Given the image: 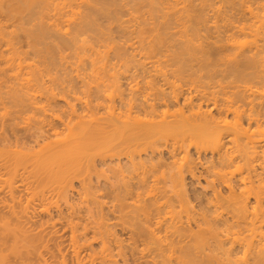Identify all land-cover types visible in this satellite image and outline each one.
Wrapping results in <instances>:
<instances>
[{
  "label": "bare ground",
  "instance_id": "6f19581e",
  "mask_svg": "<svg viewBox=\"0 0 264 264\" xmlns=\"http://www.w3.org/2000/svg\"><path fill=\"white\" fill-rule=\"evenodd\" d=\"M226 3H228V5ZM193 5H195L193 0H0V16H5L4 21L0 19V41L2 38V42H5V46L7 47H5L6 50H4L7 52L9 50V53H7L9 56L7 57V55H5V57H7L6 59L4 57V59L2 57L0 59L4 60L5 65L2 63L3 60H1V63L5 69H8L9 66H13L10 67L12 71L14 65H16L15 67H17V70H15V73L12 71V75L16 80L17 77L19 79V76H21L22 72L19 73L21 69L27 67L32 68L34 65L25 62L27 60H23L25 58H21V55L19 56L22 51L17 48V46L19 47V45H17L19 41L16 40L17 43L15 44V41L13 42V39L11 40L12 37L16 38L19 36H22V38L24 36V38L27 39L26 45H28L27 48H30L29 50L33 49L34 51H40L41 49L44 51L45 49L42 48L51 49V47H53V50H56L55 47L58 48L60 46H66L65 48L67 49L69 47H74L75 51L79 50V54L82 55V58H80L81 55L79 56L77 53V56H79L78 60L81 63L82 61L80 59H85L87 54V59H91L92 56H89V52L93 53L91 51L94 49L96 50L98 47V51L96 50L97 52L94 51L92 54L95 55L94 59L92 58L95 61L91 62V60H89L91 64L96 63V59L98 58L95 59V57L100 54L101 49H99V47L101 46L100 48H103V54L101 53L102 55L100 54V56H97L100 59L97 63L103 64L104 68L109 67L105 70L106 75L103 72L104 74L100 77L102 78L104 75L107 76H104L105 79L102 78L104 82L101 80L103 85L100 87L101 84H98V81L97 85H94V88L95 86L98 87L94 90H92L93 87H91L92 89L87 87L90 92L88 94L85 93L86 96L82 95L79 97L78 92L75 91L76 88L73 89L78 96L73 92V89L72 92L74 96H70L71 93L68 95L69 92L66 93V90L68 89L67 91H70V87H73V84L72 86L68 85L69 88L66 89L67 85L66 87L64 85V88L63 84H59L57 81L60 87L62 85L63 89H66L65 92H63L64 90L62 91V88L60 89L63 93L58 91L59 95H61L60 98L64 100L59 98L57 91H54L57 89L53 86L56 82H52L54 79H51V76L49 79L52 80V88L55 87L56 89H48L51 87L50 83V85L47 84L49 87L45 84L46 87L42 90L40 86L46 82H41L43 74L37 75L38 77L35 75V83H38L39 78V82H41L38 83L40 87V90H38L39 92L36 90L38 84H35L37 86L34 89V93L37 92L35 93L36 95L34 93L29 94L25 100H23L25 97H23V99L18 98L20 100L17 101V99L16 102H19L17 104L21 105V108L19 106V108L15 107V111L16 108L21 109L17 111H20L18 113L22 114L23 111L27 112L30 108L37 109V107L43 106V108L39 109L44 110V114L47 115L48 113V115H50L55 112L57 113V110L55 111L53 108H50L51 101L54 102L56 97L58 100L66 102V105L68 104L69 107L67 108L70 110H63V113L66 112L64 114H60L62 112H58L59 114H52L49 116L50 118L45 117L43 114L44 117H42V119L40 117L39 121L35 120V122L31 123V127L26 128L25 131H23L24 127L30 125H23L22 132L20 128L21 125L17 126L18 129H16L15 125H17V121H15L14 117L16 118L19 114L16 113L17 111H13L14 114H17L16 116L13 115L14 117L12 116L13 119L10 117V120H7V118L6 120H1L0 142L3 143V146H7L12 140H14L16 145L22 147L23 145L25 146L24 143L36 147L39 145L38 148L41 147V150L40 148L39 150L38 148L35 149L34 146H31L32 148L29 147V150L35 149L37 150L36 152L39 153L46 145L41 146V143H44L48 138L51 139V135L57 138L64 133L61 135L62 137L64 136V139L65 136L72 138L74 135L76 137L79 135L78 138L74 136V139L72 138L74 141L72 142H70L72 139L68 140L69 144H66L67 146L63 145L65 142L68 143L65 141L66 139H60L65 141L63 144L61 143L62 146L58 141L59 145H57L60 148L58 146L56 147L55 144L57 142L54 143L55 140L59 139H55L53 136L55 140L51 139L53 142L51 140L47 142L50 146L51 141L53 143H51V147L54 145L55 147L53 148L55 149H53L54 151L50 150V147L46 145L49 149L48 152L44 149V151H46H43L44 155L47 153L43 156L44 159L46 157L49 161V159L52 160L51 158L54 156L53 162H55L56 158V161L65 162V160L68 159H65L66 156L69 157L72 153L74 154L75 147L77 148L79 145L86 144L90 145L91 148L93 146L94 150L96 149V157H99L98 159L103 162V165H107L108 170L110 167L109 165H112V169L110 168L111 172L109 173L114 174V176L110 174L108 177H116V179L121 178L123 180L122 183L120 181L121 179L118 180L120 185L127 182L124 178L128 174L130 179L132 177V180H134V175H140L139 178L137 176L135 177V180H138L136 183H134V181L131 183L132 180H128L130 184L126 185L128 182L124 184V187L126 186L125 188H121L122 186L120 187V185L117 184V188L113 189L115 186H111L110 183L112 182L107 180L105 184L110 182V186L107 185V187L104 188L108 189V187H111L113 193L107 190V194L110 193L109 196L111 197L106 195V191L104 194H102V191L101 194L109 198H112V195L114 196L113 199L117 202L114 203L113 199H106V197L104 201H111L110 204L106 202V205L108 204L109 206L112 204L114 209L118 208L117 211L119 210V212L117 214L120 213V218L124 215L126 217L131 213L135 215L131 214V216H127L129 219L132 218V220H136L131 222L128 219L131 225L129 227H133V229L129 227V229H127L129 231L134 230L133 232L135 235L137 234L134 236V238L136 237L133 240L134 242L136 239L144 241L141 243L142 245H146L143 251L147 250V253H150L148 254L152 257L153 264H199L201 261H206L207 264H222L223 262L221 261H225L227 264H236L234 263V261L237 260L233 257V255L235 256L234 252L241 250L235 249L237 245L243 248V257H245L246 254L250 256L247 259L245 257L244 259L246 260H242L244 262L240 261L239 258L238 262L241 263L237 262L238 264H264V99H262L264 95V88H262L264 87V82L260 84L264 80V0H257L255 7L251 4H245V1L242 0H223V3L221 2L217 7V12L214 10V12L219 15L216 14L217 26V17L221 16L219 18L221 24L219 23L220 25L218 27L222 30L218 35L213 36V40L208 42L207 45L204 44L202 36L194 32L196 31L194 29L195 26L192 27L194 24L196 25V23H198L197 16H199L198 13L193 12ZM190 7H192V13L197 14H194L196 19L191 17L197 21L196 23H192V25L190 23L193 20L191 21L190 17L186 16L188 15L187 11L190 10ZM195 11L198 12L196 9ZM193 14L190 15L193 16ZM187 17H189L188 21L190 22L188 24L183 22ZM99 18L100 20L102 18L106 19L109 21V24L104 26L103 24H107L108 22L99 23ZM8 23L11 28H8ZM112 25L123 33L122 36L125 38L123 43H116L114 41L115 38L113 39L111 37V32L114 29ZM6 35H10L8 36L9 38L6 37ZM248 37L252 39L249 41ZM4 38H8L9 40L5 39L4 41ZM98 42H101V45H99L100 43ZM96 45L99 46L96 47ZM21 47H23L22 44ZM18 50H20L19 54H17ZM81 52H85L86 55L84 56L83 54L85 53ZM111 52L112 55L114 54L117 58V60L115 58L113 59L116 60L115 62L117 63L110 60ZM41 58L44 59V56ZM45 58L47 59V56ZM87 59L85 60L88 61ZM112 64L116 65L117 71L120 70H118V67L123 69L118 73L123 76L124 79L127 75L130 77L129 72L131 71L134 73L133 76L136 75L135 72L137 70L139 74H142L139 76L146 80L139 81L138 83L135 82L136 84L133 83L136 86L131 84L130 94L132 93V95H128L126 92L127 94L125 96V90L122 89L123 84L120 82L122 78L120 75L118 76L117 71H112L115 70V66ZM195 64H200L202 69L207 65V70L210 68L209 65H212V67L208 72H206V70L205 72L201 70L199 74H201V72H203V74L206 73L205 77H201V75H203L201 74L200 77L198 76L199 78H197L196 76L199 74L195 76V72L200 69L196 70ZM113 67L114 69H112ZM169 67H173L174 69H169ZM132 68L133 70H131ZM37 73H39V71ZM12 75H10V77L13 78ZM33 75L23 79L29 82L31 79L34 80L31 78ZM172 75H174V77ZM139 76L134 77L140 78ZM54 77L56 79V76H52V78ZM134 77L132 80L133 82L137 79L134 80ZM156 77H161V79L163 77V79H159L158 81L161 80V82H158L155 80L157 79ZM121 81L123 82V80ZM140 82H142L143 85H139ZM74 87L78 86L75 84ZM166 87H168V90ZM30 95H32V97ZM68 96L77 100V103L80 105L78 107L81 111L77 109L78 107L75 103H69ZM0 97L1 101L3 97L2 95ZM40 97L41 99L45 98L43 101H46L48 106H50V110H54V112L52 111L49 114V112L46 111L45 113L44 107H46L47 104L44 103ZM22 100L23 102L20 104ZM38 100H41L45 105L41 103V101L38 102ZM38 103L42 105H38ZM69 104H74V106H69ZM100 111H102V113H100ZM98 113L100 115L97 116ZM18 117L20 119L22 116ZM59 129H61V131ZM80 137H82V139ZM81 140H85V142L83 141L84 143H82ZM88 140L89 143H92L89 144ZM73 142H75V145L72 148L71 145L74 144ZM2 143L0 144L2 145ZM10 145L8 146H14ZM8 146L7 148H9ZM192 146H195L193 147L195 151L197 150L200 152L198 155H200L203 150H210L211 155L210 158L208 157L204 160L205 165H203V169L205 171V176L203 178H205V185H201L202 189H199L201 191L198 193H195L196 190H193L195 194L192 193L193 195H189V190H187L185 186L186 175L190 174L192 176L191 178H194L196 182L199 180L200 176H203V173L197 176V172H195L197 169L195 163L197 161H194L191 159L192 157L189 158L188 156L192 155L188 152ZM67 147L74 150L68 149L70 150L68 152V150L64 149H67ZM93 148L91 151H93ZM62 150L63 152L61 155L60 151ZM163 152L168 153L173 159V161L168 160L169 162L171 161L169 164H179L178 167L174 165V167H176V170H173L174 172H171V169L167 171L160 170L158 172H161L160 175L163 173L160 178L166 176L164 179L167 180V185L161 183L166 182L162 181L164 179L159 180L158 177V179H155L156 177L154 174H151L154 172L153 170H155V173L157 171L153 169L154 162H152V159L156 155H162ZM181 153H183V155L179 157L181 158V162H177V160H179L177 157ZM49 155L51 156L50 158L48 157ZM92 155L94 154L92 153ZM60 157L62 158L61 160ZM157 158L155 157V159ZM10 160L0 165V177L1 173H3L2 171H6L9 166L11 167L10 162L12 160ZM147 160L149 161L147 162ZM158 160H163V158ZM164 161L165 160L160 162H162L161 164L165 163L164 168L166 169L167 162ZM93 162L90 164L92 165ZM145 162L149 164H145ZM199 162H201V160ZM13 163L16 166L17 162H12V165ZM150 164H152V167H148ZM89 165H87L88 169H86L88 172L86 170L84 171L88 173V175H90V167L91 169L93 167V165ZM156 167L158 166H155V168ZM116 168L117 170H115ZM95 169L96 167L94 170ZM140 169H142V171ZM13 170L15 169L13 168ZM198 172L200 173V171ZM146 175H150L152 178L155 177L152 179L155 180L153 184L155 188L153 187L152 191L157 188L155 183L158 184L159 182L162 184V186L158 184L159 190L156 189L157 192L154 191L156 192L154 193L155 195L152 192V194L149 193L151 190L150 187L153 186L151 185L153 181L151 184H149L150 182L147 183ZM83 178H81V183ZM108 179H110V177ZM89 180L90 184H92L90 177ZM124 180L126 182H124ZM157 180L159 181L156 182ZM118 181L115 183H118ZM83 183L87 184V181H83ZM83 183L81 186L83 190H85ZM201 183L198 182V184H196L198 186ZM147 184L150 185V187H148L150 190H148ZM60 185H58L61 187H58V194L56 192L54 193V196L56 194L55 198H59L57 202L55 199V204L57 206H62L57 204L60 201L64 204V208L67 209L66 206H68V208L70 207L71 209V200H73L70 196L72 193L69 192L70 190L72 191L71 186H68V183L65 181L62 183L63 186ZM88 185L89 183L85 186L87 187ZM94 187L95 186L92 188ZM144 189L148 190V194L150 195L145 199L144 197L147 196V193H144L147 191ZM196 189L198 191V188ZM97 190L98 189H94L93 191L92 189L91 192L89 190L88 193L90 196L85 195V198H87V196L94 198L95 194H92V192ZM143 191L145 192L143 193ZM134 193L136 194L135 197ZM11 195L10 197H12L11 201L13 203L16 199H14V193ZM130 195L133 196L132 198H135L133 203L129 201L130 199L128 196ZM152 196L154 197V200H152L154 202H150L155 204V206L153 205V210L147 208L149 207V202L146 205H144L145 203L142 204V201L144 202V200H148V198ZM191 197L199 203V208L202 207L199 212L195 210L196 207H193L195 205H192V201L194 200H191ZM85 198L83 199L82 197L84 201L86 200ZM126 198L128 200H126ZM158 198H161V201H159ZM96 199H94L95 202ZM99 199L97 206L101 207L100 203H103V200H101V198ZM151 199L153 198L149 200ZM252 199L253 201H251ZM90 200L93 201V199ZM125 200L129 201V204H131L129 205ZM18 201L19 199L17 202ZM78 201L80 202L81 200ZM87 201L88 200H86V203ZM95 202H90V205H87L91 207ZM73 203L75 204L76 202ZM136 203H139V206H137ZM19 204L20 202H18V207H20ZM81 204L79 203L78 206ZM94 204L91 208L86 206L88 216L89 213L92 214L91 212H96L94 207L96 208L97 206L96 204L94 206ZM132 204H134V208L140 207L142 204L140 208L143 209H141V212L138 211L139 208H137V210H134V208L133 210H127L128 206L131 208ZM13 205L16 206V204ZM12 207L11 204H8V207H6L7 210L10 208L8 210V213L10 211L9 215H1L0 212V264H10L9 260L13 258V262H15V258L20 260L16 261L17 264H28L33 256L42 259L44 256L40 253L42 249H38L39 245L41 244L40 248H44L48 243H45L46 245L44 244L42 247L43 242H41V239L44 238L40 237V233H38L40 235H38V238L40 237V239L37 238V233L35 234V232L38 230L35 231L30 227L31 230L28 231L29 228L27 229V224H24L25 221L29 219L28 215L25 221L22 220L23 218L19 219L20 221L22 220L23 223L18 222V219L16 222H12L11 219H14L13 217H16L17 214V209L15 211ZM103 207H101V209ZM22 208H26L25 211H28L27 204L25 208ZM79 208L85 209V207L82 206ZM79 208L76 209L84 211ZM109 208L110 207H108V209ZM111 208L109 211H114L111 210ZM70 209V218H64L65 221L69 219L67 220V224H69L67 226L73 229L71 237L74 241V246L72 247L74 248V252L79 255L80 253L78 252H81L85 244L88 246L92 238L94 241L98 240L100 242V248L99 250L96 248L98 251H95L96 249L94 248V252L89 251V264H120V262L118 263L120 258L117 260V256L122 255L123 252L124 255L127 256L125 254L127 250L122 251L123 247H125L122 245L124 242L119 241H124V239L115 237L116 235L113 229L111 227L109 229L110 223H108V221L105 222L107 217L104 219L106 213L104 212L105 216L103 217V212L98 208L101 211V213L99 212V216L102 215L99 218L97 217V222L94 219L95 222L91 223L90 219H86L87 221L89 220V223L85 222L88 223L85 224L80 222L81 216H77L78 210L76 213L74 208L71 209L72 211H70ZM21 210L17 212L20 213ZM61 210L62 209L59 211ZM44 211H48V208H45ZM103 211L106 210L104 209ZM24 212L21 213L24 214ZM85 212L86 211L82 213ZM135 212H137L136 214H142L144 217L137 216ZM62 213L63 211H61L60 214ZM29 214H31L32 217L34 216L32 212ZM57 214L63 216L59 213ZM18 215L20 218V214ZM93 215L89 218L97 216L95 215L93 217ZM21 216L23 217V215ZM88 216L86 215L87 218ZM115 216L117 218V215ZM67 217H69V215ZM118 219L119 217L117 220ZM125 219L126 218H122L121 222L120 219L118 221L122 223V220L124 222ZM152 219H154L155 222L152 223ZM29 220L27 221L29 222ZM90 223L92 225L96 223V226H92ZM115 223L117 224V222ZM120 223H118L117 226H120ZM52 224H54V222H52ZM89 224L91 226H89ZM123 224H125V222ZM192 224L195 226H192ZM29 225L31 226V224ZM204 225L206 227H204ZM122 227L125 228L124 225ZM88 229L94 230H91L87 234V231H89ZM41 232H43V230ZM133 232H131V234ZM90 233L93 234L89 239L88 235ZM134 233L129 236L130 241ZM36 238L39 240V245H36ZM139 241L140 240H138V243ZM92 242L89 243V245L93 244ZM130 243L128 247L138 248L134 247L136 244H132V246ZM141 244L140 247L142 249L144 247H142ZM228 244L230 245L226 247ZM112 245L117 246L116 248L113 247L116 249L115 251L112 250ZM133 248L131 249L134 250ZM141 249H138L136 252L139 253L142 251ZM57 251H60V249ZM130 251L129 249V252ZM142 253L140 252L141 255ZM145 253L146 252L143 254ZM60 254L62 255V252H60ZM83 255L81 256L83 257ZM146 256L149 258L148 255ZM146 256L144 255V258ZM140 257L141 259L143 258V256ZM26 258H28V262ZM146 259L143 263L149 261ZM46 260L42 259L41 264H47ZM32 261H30L29 264H32ZM44 261L45 263H43ZM63 261L62 263L65 264L66 260ZM76 262H78V260ZM206 262H204V264ZM146 264H148V262Z\"/></svg>",
  "mask_w": 264,
  "mask_h": 264
},
{
  "label": "rangeland",
  "instance_id": "374dc122",
  "mask_svg": "<svg viewBox=\"0 0 264 264\" xmlns=\"http://www.w3.org/2000/svg\"><path fill=\"white\" fill-rule=\"evenodd\" d=\"M194 1V4L195 5H193V12H196V13H198V15L200 16V18H199V16H197V21H198V23H196L197 21L195 20L196 18L194 17V14H196V13H192V7H190V10H188L187 11V14L188 15H186V16H189L190 17V20L192 21L191 23L188 21L189 19V17H187L183 22H185L186 24H188V23H190L191 25H192V23H196V25L194 24L192 27H194V29L196 30V31H194L196 34H199V35H201L202 36V38H203V42H204V44L205 45H207L208 44V42H210V41H212L213 40V36H215V35H218V33L222 30L220 27H218L220 24H221V21L219 22V18L221 17H217L218 18V26H217V24H216V16L218 15L217 13H215L214 12V10H216V12H217V7L220 5V3L222 2L223 3V0H193ZM236 1H238V0H236ZM242 1H245V4H251L253 7H255V5L257 4V0H254V2H253V0H242ZM227 5H228V3H226ZM195 9L196 10H198V12L197 11H195ZM191 12V13H190ZM192 15L193 14V16H191L190 14ZM217 14V15H216ZM1 15V14H0ZM197 15V14H196ZM3 16V15H2ZM0 16V19L2 20V21H4V19H5V16ZM219 16V15H218ZM191 17H194L195 19H193V18H191ZM97 18H98V16H97ZM125 18V17H124ZM0 20V21H1ZM99 20V23L100 22H102V23H107V24H103L104 26L105 25H108L109 24V21H107L106 19H101L100 20V18L98 19ZM195 20V21H194ZM188 21V22H187ZM11 23V22H10ZM101 23V24H102ZM220 23V24H219ZM12 25V24H11ZM175 25V24H174ZM113 26V31L111 32L112 34H111V37L114 39L115 38V42L116 43H123V40L125 39L122 35H123V33L119 30V29H116L115 27H114V25H112ZM10 26H9V23H8V28H9ZM11 28V27H10ZM193 29V30H194ZM113 35V36H112ZM8 36H10V35H6V37H8ZM9 38V37H8ZM8 38H4V41H5V39H7V40H9ZM22 38V36H19V37H16V38H14V37H12L11 38V40L13 39V42L15 41V44L17 43L16 42V40L17 41H19L18 43L19 44H17V45H19V47L17 46V48H19L20 50H22L21 51V54H19L20 53V50H18L17 51V54H19V56L21 57V58H25V59H23V60H27V61H25V62H29V63H32V64H34L33 65V67L32 68H25V69H21L20 71H19V73L20 72H22L21 73V76H19V79H18V77H17V80H16V78H14V76L12 75L13 73H12V71H14V73H15V70H17V67H15L16 65H14V69L11 71V69H10V67H13V66H9L8 67V69H5L4 68V66L2 65V63L4 64L5 62H4V58L6 59L9 55H7V53H9V50H8V52L7 51H5L6 49H5V42L3 43L2 42V38H1V41H0V58L2 57H4L3 59H0V96L2 95V97H3V99H1V101H0V123H1V120L3 121V119L4 120H6V118H7V120H10V117L13 119V115H17V114H19L18 112H20V111H17V110H21V109H17V108H19L21 105H19V104H17V103H19V102H16V100L18 99V98H22L23 99V97H25L23 100H25L28 96L27 95H29V94H33L34 93V89L37 87L36 85L38 84V83H44L43 81H46L44 84H41V88H42V90H44V88L46 87L45 86V84L47 85H50V83H51V81L52 80H50L49 79V77L51 76V79H54L52 82H56V83H51V87H49L48 85H47V87H49L48 89H56V90H54L55 92L57 91V93H58V95H59V92L60 93H63V92H65V90L67 89V88H69V86L68 85H70V86H72V84H73V87H70V91H67L66 90V93L67 92H69L68 93V95L71 93V95L70 96H74V93L75 94H77L76 92H74V89L73 88H76V90L75 91H77L78 92V94H79V97H81L82 95H84V96H86V94H88L90 91H88L89 90V88L87 89V87H93V89L92 90H94L96 87H98V86H95V88H94V85H97V82L99 81H101V80H103V79H105V77H107V76H105L106 75V71L105 70H107V68H109V67H107V68H104V66H103V64H100V63H97V61L99 62L100 61V59H99V57H97V56H100V54L102 53L103 54V52H102V50H103V48H100L99 47V49H101L100 50V54L99 55H97L96 57H95V59L96 58H98V59H96L97 61H96V63H93V64H91V62H93V61H95V60H93L94 59V56L95 55H92L93 53H94V51H98V47L97 46H99V45H101V42H98V43H100L99 45H96V50L94 49L93 51H91V52H93V53H90L89 51H86V52H89V56L91 57L92 56V58L91 59H89V60H91V62L87 59V57H88V54L86 55V53L85 52H81V53H85V54H83L84 56H85V59H87L88 61H86L85 59H80L81 61H82V63L78 60L79 58V56L81 55V54H79L80 52H78L79 50H77V51H75V48L74 47H69L68 49L67 48H65V47H63V46H60V47H55V49L56 50H53L54 48L53 47H51V49L50 48H42V49H45L44 51H42L41 49H40V51H42V52H40V51H38V50H36V51H34L33 49L32 50H29L30 48L28 47L27 48V46L28 45H26V41H27V39L26 38H24V36H23V38ZM54 39V38H53ZM248 39H249V41L252 39V38H249L248 37ZM247 39V40H248ZM22 42H21V41ZM118 41V42H117ZM21 42V43H20ZM1 43H3V44H1ZM103 43V42H102ZM21 44L23 45V47H21ZM21 47V48H20ZM7 48V47H6ZM63 48V49H62ZM71 48V49H70ZM72 48H74V49H72ZM125 48V47H124ZM5 49V50H4ZM49 49V50H48ZM57 49H59V50H57ZM96 51V52H97ZM22 52H24V53H22ZM35 52H37V53H35ZM95 52V53H96ZM2 53V54H1ZM77 53L79 54V56H77ZM101 54V55H102ZM2 55V56H1ZM5 55H7V57H5ZM42 57V56H44V59H42L40 56ZM47 56V59L45 58ZM80 58H82V55L80 56ZM116 59L117 60V58L114 56V54L112 55V52L110 53V60L112 61V62H114V63H117V62H115L116 60H113V59ZM1 60H3V62L1 61ZM39 63H38V62ZM110 61V62H111ZM2 62V63H1ZM5 65V64H4ZM7 65V64H6ZM113 65V64H112ZM112 65H111V67H112ZM196 65V64H195ZM202 65V64H201ZM205 65V64H204ZM113 66H115V70H112V71H117L116 69V65H113ZM198 66V67H197ZM207 65H205L204 67V69H202L201 67H200V64H197L195 67H196V70L198 69H200L199 71H196L195 72V76H196V74H199V72L202 70H204L203 72H205V70H206V72H208V70L212 67V65H209L210 66V68H208V70L206 69L207 67H206ZM208 66V67H209ZM6 68H7V66H6ZM16 68V69H15ZM103 68H104V70H103ZM112 69H114V67L112 68ZM120 69V70H119ZM169 69H174L173 67H169ZM41 70V71H40ZM118 70L119 71H117V74H118V76L120 75L119 73L121 72V70H123V69H121V68H119L118 67ZM131 70H133V68L131 69ZM135 70V69H134ZM39 71V73H37ZM42 71H43V73H42ZM18 72V71H17ZM105 73V77L103 76L102 78H100L104 73ZM119 72V73H118ZM132 72V71H131ZM131 72H129V75H130V77H128V75L127 76H125V79H124V77L123 76H121V80H123V82L120 80V82H121V84H123L122 86H123V88L122 89H124L125 90V92H124V94H125V96H126V94L128 93V95H132V93L130 94V87L133 85V86H136V85H134L133 83H135V82H139V81H144V80H146V79H143V78H141L139 75L141 74H139V71L137 72V70H136V75H134V76H139L140 78H138V77H134L133 76V72L131 73ZM203 72H201V74H203ZM41 73V74H40ZM49 73V74H48ZM132 75H131V74ZM137 73H138V75H137ZM154 73V72H153ZM152 73V74H153ZM264 73V72H263ZM12 75L13 76V78L12 77H10V75ZM34 74V75H33ZM44 76H43V75ZM51 74V75H50ZM201 74H199V75H197L196 77L197 78H199L200 77V75ZM205 74L206 73H204L203 75H201V77L202 76H204L205 77ZM8 75H9V77H8ZM20 75V74H19ZM31 75H33L31 78H33L34 80H30L29 82H27V80L25 81L24 79L27 77H30ZM38 75H42V77L41 78H43L42 80H41V82H39L40 81V78H39V81H38V83H35L36 81H35V77ZM46 75V76H45ZM49 75V76H48ZM142 75V74H141ZM37 76V77H38ZM52 76H56V79H55V77L54 78H52ZM132 76V77H131ZM155 76V75H154ZM153 76V77H154ZM173 77H174V75H172ZM171 76V77H172ZM199 76V77H198ZM133 77H134V82L132 81L133 80ZM146 77H147V75H146ZM176 77H177V75H176ZM203 77V78H204ZM24 78V79H23ZM130 78V79H129ZM157 78V77H156ZM219 78V77H218ZM218 78H217V80H218ZM30 79V78H29ZM28 79V80H29ZM37 79V78H36ZM159 79H161V77H158L157 79H155V80H159ZM162 79H163V77H162ZM161 79V80H162ZM183 79V78H182ZM264 79V78H263ZM50 80V81H49ZM161 80L160 81H158V82H161ZM34 81V82H33ZM59 82V84L61 83V84H63V87H64V85H65V87H66V85H67V87H66V89H63V87H62V85H61V87H60V85H58V82ZM98 82V84H101L100 85V87L103 85V82H104V80H103V82L101 83H99ZM163 82V81H162ZM263 82H264V80L260 83V84H263ZM36 84V85H35ZM52 84H53V86H55V87H53L52 88ZM75 84H76V86H78V87H74L75 86ZM132 84V85H131ZM136 84V83H135ZM161 84V83H160ZM139 85H143V83L142 82H140V84ZM44 86V87H43ZM58 86V87H57ZM261 86V85H260ZM263 86H264V84H263ZM38 87H39V84H38ZM38 87L36 88V90L38 91V90H40V87H39V89H38ZM60 87V88H59ZM64 87V88H65ZM62 88V91L60 90ZM167 88V90H168V87H166ZM165 88V89H166ZM262 88H264V87H262ZM72 89H73V92H72ZM87 89V90H86ZM90 89V90H91ZM85 91V92H83V91ZM91 90V91H92ZM123 90V91H124ZM166 90V91H167ZM264 90V89H263ZM59 91V92H58ZM39 92V91H38ZM127 92V93H126ZM35 93H37V92H35ZM34 93V94H35ZM86 93V94H85ZM73 94V95H72ZM78 94L76 95V96H78ZM81 94V95H80ZM36 95V94H35ZM127 95V96H128ZM31 97H32V95H30ZM34 96V95H33ZM60 96L61 95H59V98H60ZM70 96H68V100H69V103H75V105L78 107V106H80L78 103H77V100L76 99H72V97H70ZM83 96V97H84ZM262 96V95H261ZM264 96V95H263ZM263 96H262V99H264L263 98ZM1 98V97H0ZM6 98V99H5ZM37 98L39 99V97L37 96ZM40 99H41V97H40ZM43 99L45 100V98H42L41 100L43 101ZM60 99H63V98H60ZM5 100H7V101H5ZM20 99H18L17 101H19ZM23 100L20 102V104L23 102ZM40 100V101H41ZM58 102H57V101ZM56 100H54V102L53 101H51L52 103H50L51 104V107L50 106H48V104L46 103V101H43L44 103H46L47 105H46V107H47V109H46V107H44V109H45V113H46V111H48L49 112V114H50V112H54V110L56 111L57 110V113L55 112V113H52V114H59L60 112H62L63 110H65V109H68L69 107H68V104L66 105V102H64V101H62V100H58V98L56 97ZM64 100V99H63ZM39 100H38V102H40ZM41 101V103H43ZM71 101V102H70ZM4 102V103H3ZM57 102V103H56ZM41 103H38V105L39 104H41ZM43 103V104H44ZM49 104V105H50ZM54 104H57V105H54ZM15 105H17V106H15ZM42 105V104H41ZM40 105V106H41ZM45 105V104H44ZM73 106H74V104H72ZM71 104H69V106H72ZM19 106V107H18ZM53 106V107H52ZM56 106V107H55ZM75 106V107H76ZM15 107H17L16 108V111H15ZM53 108L54 110H50V108ZM68 107V108H67ZM76 107V108H77ZM21 108V107H20ZM39 108H43V106L42 107H39ZM38 107H37V109L35 108H28L29 110L27 111V112H25V111H23V115L22 114H19V115H17L16 116V118L14 117V119H15V121H17L16 123H17V125H15L16 126V129H18L17 128V126H19V125H21V132H22V128L26 125H30V126H27V127H24V129H23V131H25V129L26 128H28V127H31V123H33V122H35V120H40L39 118L41 117V119H42V117H44V115H45V117H48V118H50L49 116H51L52 114H50V115H48V113H47V115L46 114H44V110H42V109H39ZM32 109V110H31ZM77 109H79L80 110V108L78 107ZM27 110V109H26ZM50 110V111H49ZM70 109H68L67 111H69ZM13 111L14 112H16L15 114L13 113ZM66 111V110H65ZM81 111V110H80ZM25 112V113H24ZM59 112V113H58ZM13 113V114H12ZM64 113H66V112H64ZM63 112L62 113H60V114H64ZM100 113H102V111H100ZM44 114V115H43ZM95 115V114H94ZM98 115H100L99 113L97 114V116ZM13 116V117H12ZM18 116H22L20 119H19V117ZM97 116H95V117H97ZM9 117V118H8ZM18 119V120H17ZM88 119V118H87ZM19 122V123H18ZM37 122V121H36ZM24 125V126H23ZM20 128H19V130H20ZM60 131H61V129H59ZM78 132V131H77ZM26 133H28V132H26ZM62 133V132H61ZM60 133V134H61ZM66 133V132H65ZM64 134V133H63ZM63 134H61V135H63ZM59 136V137H57L59 140H55V139H57V138H55V136L54 135H51V139H53V136H54V138L55 139H53V140H55L54 141V143H56L55 145H56V147L59 145V143H60V145H61V143L63 144L65 141H67L68 143H64L63 145H66V144H69V141L68 140H71L74 136H72V138L71 137H67V136H65V139H64V136L62 137V136ZM78 137H79V135H77ZM67 137V138H66ZM76 137V136H75ZM78 137H76V138H78ZM64 139L63 141L62 140H60V139ZM69 138V139H68ZM81 139H82V137H80ZM51 139H47L44 143H41V146L43 145H48L49 146V144H48V140H51ZM74 139V138H73ZM71 140L70 142H72V141H74V140ZM84 139V138H83ZM53 140H51L52 142H53ZM50 141V150H53V149H55V148H53V147H55L54 145L51 147V145L53 144L52 142ZM58 141H59V143H58ZM78 141H80V140H78ZM82 141V140H81ZM84 142H85V140H83ZM82 141V143H84ZM87 141V140H86ZM77 142V141H76ZM0 143H2V142H0ZM14 143V140H12L11 141V145H14V146H12V147H9L8 145H10V144H8L7 146L9 147V148H7V146L5 147V146H3V143H2V145L0 144V165L2 164V163H5L6 161L8 162V160H10L9 162L11 163H9L10 165H11V167L9 166V168L6 170V169H4V170H6V171H2L3 173H1V177H0V212H1V215H6V214H10V211H9V213H8V210L11 208L10 206V208H8V210H7V208L6 207H8V204H11L13 207H12V209L14 210L15 209V211H16V209H17V211L19 210H21V209H23L22 207H24L25 208V205L27 204V207H28V211H25V209H23V210H21V212H24V214H26V213H28V214H26V215H24L23 213H18L17 211H16V217H13L14 219H11V221L13 222H16V220L18 219H22V220H24L25 221V219H27V215H28V218L29 219H31V220H29V219H27V220H29V222L26 220L25 221V223L24 224H27V229H28V231H30L32 228H33V230H38V231H36L35 232V234L37 233V238H38V233H40L41 234V238H44V239H41L42 241L41 242H43L42 243V247H43V245L46 243H48V245H46L44 248H40L41 247V244L38 242L39 240H37V238L35 239V240H37L36 241V245H39V248L38 249H42L41 251H40V253H41V255L42 256H44L42 259L43 260H46V262H47V264H63L62 263V261L64 260H66L65 262V264H79L80 263V261H81V263L80 264H89L90 262H88V260L90 261V258H89V251H93L94 252V249H98L99 250V248H100V242L97 240H93L92 238L90 239V237L92 236V234L93 233H90L88 236H89V239H90V241H89V243H91L92 241V243L93 244H90L89 245V243H88V246L85 244V247H83L82 249L81 248H79V249H81V252H78V253H80L79 255H77L75 252H74V248H72L73 246H74V241H73V239H72V237H71V232H72V228H70L69 226H67V225H69V224H67V220H69V219H66V221H65V218H70V213L71 212H69V209H70V207L68 208V206H66L67 207V209L66 208H64L65 206H64V204L62 203V202H60L59 200V202L57 203V204H59V205H62V206H57L56 204H55V199H56V202H57V199H59V198H55L56 197V194H55V196H54V193L56 192H58L59 190V188H61V187H59L58 185H62V183H64V181L65 182H67L68 183V186H71V189H72V191L70 190L69 192L70 193H72V194H70V196H71V198L73 199V200H71L72 202H71V209H75V211H76V213H77V210L78 209H76V208H79L80 206H82V207H85V209L84 208H79V209H81V210H84V211H86L85 213H82V212H84V211H79L78 210V213H77V216H81L80 217V222L81 223H85V222H88L89 223V220L87 221L86 219H90V221H91V223H94L95 222V220H96V222H97V217L99 218L102 214H103V217H104V219L107 217V219L105 220V222L106 221H108V223H110L109 224V229H110V227L113 229V231L115 232V237H118V238H121V239H124V241H122V240H119V241H121V242H124L122 245L123 246H125V247H123V249H122V251H124V250H127V251H125V254L127 255V256H125L124 255V252H123V256L122 255H120V256H117V260H118V263L120 262V264H146L147 262H148V264H153V259H152V257H150L149 256V254L147 253V250L146 251H143V249L145 250V248H146V245H142L141 243L142 242H144V241H141V239H138V240H140L139 241V243L142 245V247H144V248H142L141 249V247H140V244L138 243V240L136 241L135 240V242L133 241L135 238H134V236H136L135 235V233L133 232L134 230H131V231H129L128 229L129 228H131V229H133V227H129V226H131L129 223V220L131 221V222H134V220H132V218H130L129 219V217H127V216H131V214L130 215H127L126 217H125V215L124 216H122V218H126L125 220H127V221H125L124 220V222H125V224H123L124 222H123V220H122V223H120L121 222V219L122 218H120V213L119 214H117L118 212H119V210L117 211V209H114V206H112V204L111 205H109L108 206V204H110L111 203V201H104V199H105V197H106V199L107 198H109V197H111V196H109V194H107V190H109L110 192L112 191V193H113V190H112V188L111 187H108V189H106V188H104V187H107V185L108 186H110L109 185V183L110 182H112V183H110L111 184V186H115L113 189H116L117 188V184H119L120 185V183H119V179H121V178H119V179H116V177H111V176H114V174H111V173H109V172H111V170H110V168L112 169V165H109L108 167H109V170H108V168H107V165H103V162H101V160L100 159H98L99 157L97 156L96 157V155H97V152H96V149L94 150V148H93V146H92V148H93V151H91L92 150V148L90 147V145H86V144H82V145H85V146H82V145H77L78 147L76 148L75 147V150L74 149H72L73 148V146L75 145V142H73L74 144L73 145H71L72 146V148H70V147H67V149L66 148H64L65 150H68V149H72V150H74V154L72 153L69 157L68 156H66V158L65 157H62V158H65V159H67V160H65V162L63 161V162H61V161H56V159H55V162H53V157L54 156H52V160H50L49 159V161L47 160V158L45 157V159H44V157L43 156H45L44 155V152H48V149L49 148H47V146L45 145L44 146V148H42L43 150L42 151H39V153L38 152H36L37 150H35V149H37L38 148V146L39 145H37V147L36 146H34V150H29L30 148H32L33 146L30 144V146L29 145H26V143H24L25 144V146L23 145V144H21V145H23V147L22 146H20V145H16L15 143ZM52 143V144H51ZM79 143V142H78ZM81 143V142H80ZM88 143H89V140H88ZM87 143V144H88ZM90 143H92V142H90ZM89 143V144H90ZM28 144H29V142H28ZM58 144V145H57ZM71 144V143H70ZM77 144V143H76ZM10 145V146H11ZM92 145V144H91ZM18 146V147H17ZM28 146V147H27ZM32 146V147H31ZM62 146V145H61ZM67 146V145H66ZM21 147V148H20ZM24 147H26V148H24ZM30 147V148H29ZM46 147V148H45ZM59 147V146H58ZM193 147H195V146H192L191 148H190V150L188 151V152H190L192 155H188V152H187V155L189 156V158H191V159H193L194 161L196 160L197 162L195 163V167L197 168L196 169V171L195 172H197L196 174H197V176H198V174L199 175H202V173H203V176L200 178L199 177V180L196 182V180L193 178H191L192 176L190 175V174H187L186 175V179H185V183H186V189L187 190H189L188 191V193H189V195H193V194H195V193H198L199 191H201V190H199V189H202L201 188V185L203 186V184L205 185V178H203L204 176H205V171H204V169H203V165H205L204 163H205V158H210V155H211V152H210V150H207V151H205V150H203V151H205V152H201V154L200 155H198V153H200V152H198L197 150L195 151V148H193ZM40 148V150H41V147H39ZM39 148H38V150H39ZM52 148V149H51ZM60 148V147H59ZM96 148V147H95ZM44 149H46V151H44ZM58 149V148H57ZM70 150H68V152L70 151ZM44 151V152H43ZM54 151V150H53ZM58 151H59V149H58ZM40 152H43V153H40ZM51 152V151H50ZM49 152V153H50ZM63 152V150L62 151H60V154ZM73 152V151H72ZM94 154V155H92V153ZM52 153V152H51ZM50 153V154H51ZM41 154H43V155H41ZM64 154H65V152H64ZM69 154V153H68ZM52 155V154H51ZM58 155V154H57ZM56 155V156H57ZM62 155V154H61ZM183 155V153H181V154H179V156L177 157V159H179V160H177V162H181V158H179V157H181ZM55 156V157H56ZM94 156V157H93ZM161 156V157H160ZM200 156V157H199ZM202 156V157H201ZM49 158L51 157L50 155L48 156ZM60 157V160L62 159ZM155 157L157 158V159H155ZM153 159H152V162H154V168L153 169H156L157 171H156V173H155V170H153L154 172H152L151 174H154V176L156 177H150V175H146V177H147V183H149V184H151L152 183V181H153V183L151 184V185H153L154 184V182H155V180H152V179H158L159 178V180L160 179H164V177H166V176H163V178H160L161 177V175H163V173L160 175V173H158L160 170L162 171V170H170L171 169V172H174L173 170L176 168V167H174V165L175 166H177L178 167V163H175V164H169L170 162L168 161V160H172L173 161V159L170 157V155L168 154V153H165V152H163L162 153V155H160L159 154V156L158 155H156ZM166 157V158H165ZM169 157H170V159H169ZM59 158V157H58ZM96 158V159H95ZM161 158H163V160H165L164 162H167V164H166V169L164 168L165 167V163H163V164H161L162 162H160V161H163V160H158V159H161ZM199 158V159H198ZM198 159V160H197ZM99 160V161H98ZM151 160V159H150ZM201 160V162H199ZM88 161H91V162H93V167H92V169H91V167H90V169H89V174L91 175H88V173H86V172H84L86 169H88V167H87V165H89L91 162H88ZM124 161V160H123ZM122 161V162H123ZM149 160H147V162H148ZM203 161V162H202ZM12 162H17L18 163V165H17V163H16V166H15V164L13 163V165H12ZM60 162V163H59ZM88 162V163H87ZM101 162V163H100ZM147 162H145V164H149V163H147ZM152 162H150V163H152ZM95 163V164H94ZM201 163V164H200ZM153 164V163H152ZM152 164H150V166H148V167H152L151 165ZM197 164H199V165H197ZM91 164L89 165V166H92ZM198 167H197V166ZM202 165V166H201ZM96 167V169L94 170V168ZM114 166V165H113ZM155 166H158V167H156L155 168ZM160 166V167H159ZM115 167V166H114ZM114 167H113V169H114ZM13 168L15 169V170H13ZM24 168V169H23ZM160 168H162V169H160ZM205 168V167H204ZM203 169V170H202ZM94 170V171H93ZM115 170H117V168L115 169ZM141 171H142V169H140ZM176 170V169H175ZM200 171V173L198 172V171ZM87 172H88V170H86ZM202 171V172H201ZM204 171V172H203ZM4 172H6V173H4ZM92 172V173H91ZM139 172V171H138ZM140 173V172H139ZM3 174V175H2ZM111 174V176H109L110 177V179H108L109 177H108V175H110ZM156 174V175H155ZM88 175V176H87ZM166 175V174H165ZM190 175V176H189ZM137 176V175H136ZM135 175L133 176V179L134 180H132V177H131V179L129 178L130 176H129V174L124 178V179H126V181L128 182H126L125 180H124V182H126V183H124V184H126V185H129L130 184V180H132L131 181V183L134 181V183H136L137 181L135 180L136 177ZM152 176V175H151ZM85 179H84V178ZM89 177L91 178V183L92 184H90V180H89ZM138 178L140 177V175L139 176H137ZM148 177H150V178H148ZM158 177V178H157ZM81 178H83V181L84 182H86L87 181V184L89 183V185L87 186L88 187V189H87V187L85 186V185H87V184H85V183H83V181H82V183L84 184V189L85 190H83V188H82V186H81ZM127 178H129V179H127ZM111 179H112V181H111ZM113 179H114V181H113ZM204 179V180H203ZM107 180H109L110 182L108 183V184H105L106 182L105 181H107ZM129 180V181H128ZM159 180H157L156 182H158ZM193 180H194V182H193ZM116 181H118V183H115ZM121 181V183L123 182V180L121 179L120 180ZM139 181H140V179H139ZM162 181H166V182H161L163 185H165L166 183H167V180H162ZM115 184H114V183ZM198 182L199 183H201L200 185H198L197 186V184H198ZM204 182V183H203ZM103 183H104V186H103ZM161 183H159L158 182V184H160L161 186H162V184ZM197 183V184H196ZM113 184V185H112ZM124 184L122 185H120V187L121 188H123L124 187ZM149 184H147L148 186H147V188L148 187H150V185ZM157 183H155V186L157 185V190H159V185H158ZM31 185V186H30ZM60 185V186H61ZM95 186L94 188H92L93 186ZM167 185V184H166ZM168 185H169V182H168ZM63 186V185H62ZM160 186V187H161ZM197 186V187H196ZM199 186H200V188H199ZM30 187H32V188H30ZM59 187V188H58ZM86 187V188H85ZM126 187V186H125ZM124 187V188H125ZM154 187V185L152 186V187H150V189L148 188V190H150L149 191V193H156L157 192V190L156 189H153L154 191H156V192H154V191H152V188ZM89 188H91V189H89ZM104 188V189H103ZM146 188V187H145ZM146 188V189H147ZM155 188V187H154ZM196 188H198V191H197V189ZM92 189H93V191H94V189L96 190V189H98L97 191H95V192H92V194L94 193L95 194V197H96V194H97V197L96 198H101V200H103L102 202L104 203V205H103V203H100V206L101 207H103V206H106V207H103L106 211H103L104 209L102 208L101 209V207H98L97 205V203H98V201L100 200H98V199H96L95 197L94 198H90L89 196H90V194L88 193L89 192V190H90V192L92 191ZM146 189H144L145 191H147V192H145V191H143V193L144 194H146L147 196H145L144 194H142V195H144L143 197H144V199L146 198V197H148V190H146ZM14 192H13V191ZM57 190V191H56ZM88 190V191H87ZM99 190H100V192H99ZM195 191V193H194V191ZM87 191V192H86ZM103 191V192H102ZM106 191V192H105ZM135 191V190H134ZM191 191V192H190ZM35 192V193H34ZM101 192H102V194H104V192L106 193V195H108L109 197H107L106 195H102L101 194ZM12 193H14V195H15V198L14 199H16L13 203H12V201H11V198L12 197H10V195ZM85 193H88V194H85ZM101 194V196H103V197H101L100 196V194ZM111 193V194H112ZM151 193V194H152ZM193 193V194H192ZM33 194V195H32ZM36 194V195H35ZM58 194V193H57ZM98 194H99V196H98ZM135 194V193H134ZM133 194V195H134ZM85 195H89V196H87V198L89 197L90 199H93V201L92 200H90L89 198L87 199V198H85ZM155 195V194H154ZM12 196V195H11ZM33 196V197H32ZM79 196H82L83 197V199L85 198L86 200H88L87 201V203H86V200L84 201L83 199H82V197H79ZM130 196H131V198H130ZM130 196H128L129 197V201L131 202V203H133V201H134V199L135 198H132L133 196L132 195H130ZM136 196V194L134 195V197ZM150 196V195H149ZM75 197H77V198H75ZM113 195H112V198H109V199H113ZM127 197V198H128ZM143 197H142V199H143ZM193 197V196H192ZM192 197H191V200H194V199H192ZM81 198V199H80ZM103 198V199H102ZM126 198V200H128ZM150 198H153V199H151V200H149ZM150 198H148V200H144V202L142 201V204L143 203H145L144 205H146V204H148V202H149V207H147L148 209H151V210H153V208H154V206H155V204H153L152 202H154V201H152V200H154V197L152 196V197H150ZM13 199V200H14ZM19 199V201L18 202H20V204H19V206L20 207H18V202H17V200ZM20 199H21V201H20ZM94 199H96V202L94 201ZM108 199V200H109ZM78 200H81L80 202L78 201ZM83 200V201H82ZM89 200H90V202L92 203V202H95V204H96V208L94 207V209L96 210V212H97V214H96V212L95 211H93L92 209V211L93 212H95V213H93V212H91L92 214H90L89 213V216H88V214H87V209H86V206H88V205H90L89 203ZM125 200V201H126ZM158 200L159 201H161V198H158ZM28 201V202H27ZM129 201H126V202H128V204H129ZM150 201H152V202H150ZM195 202H196V200H194ZM194 201H192L193 202V204H192V202H191V204L192 205H195V206H193L194 208H195V210H197V212H199V210L202 208L201 206V208H199V203L198 202H194ZM251 201H253V199L251 200ZM17 202V203H16ZM73 202H76L75 204L73 203ZM85 202V203H84ZM106 202L108 203L107 205H106ZM113 202L115 203V202H117L116 200H114L113 199ZM112 202V203H113ZM22 203V204H21ZM81 204V203H83V204H81L80 206H78V204ZM114 203H113V205H114ZM130 203V204H131ZM195 203V204H194ZM7 204V205H6ZM13 204H16V206L15 205H13ZM29 204V205H28ZM84 204H86V205H84ZM88 204V205H87ZM94 204V203H93ZM93 204H92V206L91 207H93ZM95 204H94V206H95ZM129 204V205H130ZM137 204V206H139L138 204L139 203H136ZM142 204L140 205V207L142 206ZM150 204H152V205H150ZM190 204V205H191ZM21 205H22V207H21ZM75 206V207H73V206ZM103 205V206H102ZM144 205H143V207H144ZM147 205V206H148ZM154 205V206H153ZM191 205V206H192ZM198 205V206H197ZM54 206V207H53ZM77 206V207H76ZM111 206H112V208H111ZM133 206V207H132ZM136 206V207H137ZM89 208H91L90 206H88ZM108 207H110L111 208V210H114V211H109V209H108ZM130 206H128V208H129ZM140 207H137V208H139V210L138 211H140L141 212V209H143V208H140ZM45 208L47 209L48 208V211H44L45 210ZM56 208H60V209H62L61 211H63V213L62 214H60L61 213V211H59L58 209H56ZM98 208H100L101 209V211L103 212L100 216H99V214L101 213V211H100V209H98ZM127 208V210H133V208H134V204H132L131 205V208H129L128 209ZM137 208H134V210L136 209L137 210ZM11 209V210H12ZM44 209V210H43ZM66 209V210H65ZM70 209V211H72ZM108 209V210H107ZM145 209V208H144ZM44 212H43V211ZM99 210V211H98ZM51 211V212H50ZM59 211V212H58ZM34 213V214H32V215H34L33 217L31 216V214H29V213ZM65 212V213H64ZM67 212H69V213H67ZM100 212V213H99ZM106 214H105V213ZM143 212V211H142ZM144 212H145V210H144ZM143 212V213H144ZM48 213V214H47ZM57 213H59L60 215H63V216H59ZM67 213V214H66ZM79 213H80V215H79ZM137 212H135V214H136ZM18 214H20V218H19V215ZM49 214H51V215H49ZM88 216V218L86 217V215ZM94 214V215H93ZM105 214V215H104ZM138 214H140V213H138ZM138 214H136L137 216H140V217H144L142 214H140V215H138ZM17 215H18V218H17ZM21 215H23V217L21 216ZM65 215V216H64ZM69 215V217H67ZM91 215H93V217L95 216V215H97V216H95L94 218H89V217H92ZM115 215H117V218L119 217V219H120V222L117 220V218H116V216ZM119 215V216H118ZM132 215H134V214H132ZM163 215V214H162ZM26 216V217H25ZM30 216V217H29ZM60 217V219H59V217ZM135 216V215H134ZM65 217V218H64ZM16 218V219H15ZM62 218V219H61ZM34 219V220H33ZM92 219H93V222H92ZM95 219V220H94ZM129 219V220H128ZM18 221V222H22L23 223V221ZM34 222H33V221ZM115 220H117V221H115ZM142 220V219H141ZM154 219H152V223L153 222H155V220L153 221ZM32 221V222H31ZM36 221V222H35ZM110 221V222H109ZM136 221V220H135ZM137 221H139V220H137ZM27 222V223H26ZM52 222H54V224H52ZM111 222H112V224H111ZM115 222H117V224L118 223H120L119 225L120 226H117V224L115 223ZM21 223V224H22ZM88 223H85V224H88ZM90 223V224H91ZM23 224V225H24ZM29 224H31V226L29 225ZM42 224V225H41ZM89 224V226H91ZM96 224V223H95ZM95 224H93V225H95ZM116 226H115V225ZM121 224H122V226L124 225L125 226V228L124 227H122L121 226ZM53 225V226H52ZM92 225V226H93ZM127 225V226H126ZM194 224H192V226H193ZM35 226V227H34ZM96 226V225H95ZM195 226V225H194ZM30 227H31V229H30ZM129 227V228H128ZM204 227H206L205 225H204ZM42 228V229H41ZM90 228V227H89ZM128 228V229H127ZM193 228H197V227H193ZM39 229H41V230H39ZM95 229V228H94ZM94 229H91L92 231L94 230ZM43 230V232H41ZM89 231H87V234L91 231L90 229H88ZM112 231V230H111ZM113 231H112V233H113ZM33 232V231H32ZM131 232H133L134 233V235L132 236V240L130 241V238H129V236L130 235H132L131 234ZM34 233V232H33ZM51 234V235H50ZM53 234V235H52ZM114 234V233H113ZM50 235V236H49ZM43 236V237H42ZM49 236V237H48ZM53 236V237H52ZM40 237L38 238V239H40ZM71 237V238H70ZM50 238V239H49ZM47 239V240H46ZM71 239H72V241H71ZM117 239V238H116ZM44 240V241H43ZM45 241H47V242H45ZM129 241V242H128ZM57 242V243H56ZM59 242V243H58ZM131 242V243H130ZM133 242V243H132ZM72 243V244H71ZM99 245H98V244ZM129 243L132 245V244H136V246L134 245V247H138V248H133V247H131V246H129L128 247V245H129ZM59 244V245H58ZM61 244V245H60ZM124 244H127V245H124ZM139 246H138V245ZM144 244V243H143ZM113 245H115V244H113ZM112 245V250L113 251H115L116 249H114L113 247H117V246H113ZM230 244H228V245H226V247H228ZM48 246V247H47ZM84 246V245H83ZM99 246V247H98ZM133 246V245H132ZM94 248V249H93ZM125 248V249H124ZM131 248H133L134 250H132ZM47 249V250H46ZM59 250L60 249V251H57V250ZM78 249V250H79ZM90 249H92V250H90ZM95 250V251H98V250ZM129 249L131 250L130 252H132V253H130L129 252ZM135 249H137V250H135ZM138 249H141L142 251H140L141 253L143 252H146L145 254H143L142 253V255L140 254V252L138 253V252H136V251H138ZM236 250H240V251H237V252H234L235 253V256L233 255V257L234 258H236L237 260L236 261H234V263H236V264H238V263H241V262H238L239 260L240 261H242V260H246L247 258H249L250 256H248L247 254H246V259H244L245 257H243V248H241V247H239L238 245H237V247L235 248ZM236 250H234V251H236ZM60 252H62V255H64V256H62L61 254H60ZM74 252V253H73ZM134 252H136V253H134ZM246 252V251H245ZM45 253V254H44ZM73 253V254H72ZM247 253V252H246ZM74 254H76V255H74ZM84 254V255H83ZM131 254V255H130ZM245 254V253H244ZM249 254V253H248ZM81 255H83V257L81 256ZM144 255L146 256V255H148L149 256V258L146 256L145 258H144ZM74 256V257H73ZM122 256V257H121ZM140 256H143V258L141 259V257ZM37 257V256H36ZM81 257V258H80ZM232 257V259L234 260V258ZM12 258V257H11ZM10 258V259H11ZM32 259L30 260V258H29V260L30 261H32L33 259V261H32V264H41V258H39V257H37L38 258V260H37V258H35V256H33V257H31ZM62 260H61V259ZM87 258V259H86ZM127 260H126V259ZM147 258V259H146ZM240 258V259H239ZM243 258V259H242ZM14 259V258H13ZM13 259H11V260H9V262H10V264H17L16 263V261L17 260H19V259H17V258H15V262H13L12 260ZM41 259V260H40ZM122 259H125V260H122ZM149 260V261H146V263H143L144 262V260ZM239 259V260H238ZM78 260V262H76ZM20 261V260H19ZM26 261L28 262V258H26ZM30 261H29V263H30ZM63 261V262H64ZM125 261V262H124ZM12 262V263H11ZM40 262V263H39ZM150 262V263H149ZM152 262V263H151ZM198 262H199V260H198ZM204 262H206V261H201L199 264H204ZM221 262H223L222 264H224L225 263V261H221ZM238 262V263H237ZM242 262H244V261H242ZM19 263V262H18ZM28 263V264H29ZM43 263H45V261L43 262ZM205 264H207V262L205 263ZM225 264H227V263H225Z\"/></svg>",
  "mask_w": 264,
  "mask_h": 264
}]
</instances>
